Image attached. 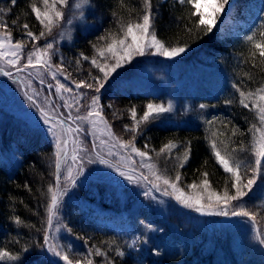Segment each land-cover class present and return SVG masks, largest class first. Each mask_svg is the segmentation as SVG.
<instances>
[{
  "label": "trees",
  "instance_id": "1",
  "mask_svg": "<svg viewBox=\"0 0 264 264\" xmlns=\"http://www.w3.org/2000/svg\"><path fill=\"white\" fill-rule=\"evenodd\" d=\"M88 1L92 11H87L86 16L92 22L91 26L87 28L77 26L72 37L67 40L60 38V27L70 15L68 9L72 5V0H69L67 6L58 5L64 12V19L57 20L50 33L39 23L30 9V5L36 3L43 10L40 0H16L14 5L11 0H0V10H5L0 11V24H7V31L11 33L14 43L24 42L22 50L25 54L33 52L37 48L42 50L47 43H52L53 49L48 50L50 59L49 56L44 57L52 68L56 70L57 67L63 65L62 70L57 72L64 76L68 83H77L83 80L94 85L92 89L84 87L87 95L81 98L80 104L84 107L89 106L93 96L99 97V109L101 107V114L109 123L112 133L122 141H130L131 145L147 151L152 159H155L158 171L166 173L173 181L175 180L177 184L185 188L193 184L203 186L202 181L206 178L209 181L208 188L213 193L223 195L227 190L229 195L233 194L235 192V189L232 188L234 176L232 173L225 172L223 166L218 163L211 145L215 141L221 154L226 155L230 163L240 165L241 171L239 172L243 184L253 176V170H250L254 168L248 164L254 162L252 147L253 138L257 134L255 128H262V124L250 96L244 97L245 104H248L249 107L240 103L241 92L255 93L264 87V63L261 62L258 55L252 56V43L239 41L231 48H227L226 43L219 45L217 36L211 33L204 34L201 29L196 27L198 17L191 15V12L195 11L191 6L181 4L178 0H152L153 20L150 33H154L165 47L186 45V50L190 52H195L203 47L206 50L211 47L219 50L226 48L228 52L237 56L238 61L235 68H232V79L223 86V91L221 90L219 96L206 97L204 101L193 103V105L199 103L218 110L217 116L212 118L214 121L208 122L205 126L171 125L165 124L154 115L153 118L142 122L137 128L131 116V109L135 108L136 119L139 120L147 110L148 104L157 105L160 103L159 99L164 100L163 93L126 91L121 86V82L123 79L130 78L131 63L123 64L107 81H104L103 73L91 61L95 58L101 64L115 63L113 56L107 52L105 53L106 59L99 56L97 49L106 47V44L110 42V39L99 38L107 37L110 33L120 38L123 35L122 25L129 22H141L144 12L143 0ZM251 1L233 0L232 4L238 15L250 16L255 21L252 35L255 34L256 39H261L259 33L264 31V5L258 8L256 3L251 4ZM13 20L17 21L15 25L12 23ZM25 23L29 25V30L35 35L38 36L40 31H45V35L38 40L29 38L23 29ZM0 32L4 33L5 29L0 28ZM84 57H88V59H84ZM197 57L198 55L189 62L197 60ZM123 69L125 71L121 73ZM95 78H100V83L104 84L99 92L95 91V87L98 86ZM54 81L57 82L53 78L51 83ZM53 87L55 88L54 83ZM226 101H231V103H226ZM126 125L127 128H125ZM6 131L8 133H5ZM21 138L22 135L17 130L6 125L2 126L0 141L2 145L16 147L18 163L8 166L0 160V249H5L13 255L19 252L21 256L17 261L0 260V264H59L54 263L47 256L44 245V236L47 230V209L52 194L49 192V188H52V192L57 191L58 169L56 168L55 147L47 141L40 143L37 136L32 135L29 144L23 142ZM169 141L173 142L176 147L171 151L161 152V148ZM186 149H190V152L185 161L183 157ZM204 173L208 174L207 177L204 176ZM177 174L180 176L179 181L175 179ZM105 192H107V185L104 182L96 181L84 187L78 186L77 183L73 184L67 191L62 192L61 197L65 203L61 213L67 216V209L72 204L83 206L92 201L98 206V204H102ZM114 201L116 202L117 198ZM244 202L243 209L254 216V219L250 217L249 219L253 222L258 237V233H264V204L252 201H250L251 203ZM117 206L128 209L127 202L117 203ZM102 207L105 206L102 205ZM173 208L180 211L176 202ZM230 210L236 211V209ZM138 215L141 218H136ZM148 215L149 213L145 209L138 208L137 214L133 217L141 222L145 220V217L148 218ZM16 216H19L23 223L17 224L14 220ZM168 220L175 221L174 217H169ZM66 221L67 227L71 229V233L78 240L70 236L69 238H72L71 241L79 243L77 246L82 249V251L72 249L78 253L70 250V257L74 261L91 259L87 258L88 255L86 256V252L83 251L87 245L94 253L93 264H157V262H152V259L143 256L134 257L124 253L120 237L113 232L100 230L94 224L81 227L75 224L69 216L66 217ZM169 226L170 224L167 227ZM224 234L225 237L223 239L217 237L215 243L222 245L224 241L225 244L230 245L229 236ZM203 235L200 246L206 248L205 241L208 236L205 233ZM195 236L200 235L195 233ZM251 237L260 249L256 254L251 253V242L248 241L249 244L246 246L248 249L246 253L244 251L245 257L250 255L247 259L242 258V254V257L238 256L231 246L227 248L216 246L212 238H209L211 249L207 253L206 250L201 252L193 246L194 240L192 239V242L189 241V243H192L190 250L193 251L194 256L189 261L192 263L198 259L199 254L206 253L199 262L203 264H264V250L261 243L259 239V243L255 240L254 234ZM263 237L261 236V238ZM42 245L44 246L42 247ZM25 248L28 249L27 252L23 251ZM97 250L105 255H96ZM79 252L83 254L79 255ZM118 252H122L123 255H118ZM75 254L79 256L76 257Z\"/></svg>",
  "mask_w": 264,
  "mask_h": 264
},
{
  "label": "rangeland",
  "instance_id": "2",
  "mask_svg": "<svg viewBox=\"0 0 264 264\" xmlns=\"http://www.w3.org/2000/svg\"><path fill=\"white\" fill-rule=\"evenodd\" d=\"M77 3L81 4L79 8L75 7ZM232 3L233 0H229L225 11L220 14L213 31L210 32L217 36L219 45L226 43L227 48H231L239 41H248L245 37L252 35L255 27L254 20L250 16L238 15ZM252 3H256L259 8L264 5V0H252ZM87 11H92L89 1L83 3L82 0H72V5L68 9L70 15L60 27L61 39H70L77 26L83 28L91 26L92 22L86 16ZM3 35L4 33L0 32V37ZM11 42L15 44L12 39ZM0 51L10 52L14 49L6 43ZM29 53L25 54L21 50L20 61L14 66L7 63L8 59H12L11 56L0 57V130L4 125L17 130L22 135L21 140L26 144H29L32 135L37 136L40 143L43 141L53 142L55 152H57V137L68 141L66 145H62L63 154L59 158L57 157L60 163V168L57 170V175L60 177V192L67 191L76 183L82 187L96 181L104 182L107 185V192L103 194L102 204H98L99 207L105 206L100 208L101 210L92 201L87 202L89 205L72 204L69 206L66 214L75 224L81 227L94 224L100 230L113 232L120 237L124 253L134 257L143 256L152 259V262H157V264H203L199 260H202L207 251L211 249L209 238H212L215 243L217 237L222 239L225 237L224 233L229 236L230 245L223 241L222 245L215 243L216 246L225 248L231 246L238 256L247 259L250 255L245 257L248 249L246 246L251 242V253H257L260 248L251 237L254 234L255 240L258 242L257 231L249 217L219 215L218 213L224 209V205H215L214 200L208 199V196L213 193L212 190L208 187L205 189L202 185L196 188L182 187L166 173L158 171L155 159H152L149 154L141 157L131 150V146L122 147L126 141H122L112 133L109 123L103 116V121L97 117H91L89 120L76 119L77 116L84 117L93 111L92 103L86 107L80 104L81 98L87 95L85 88H77L74 82L68 83L66 78L57 72L56 81L63 83L66 88L72 89L71 92L64 89L57 91V82H53L55 88L51 83L53 79L51 71L56 70L52 68L50 71L44 66L25 67ZM108 54L112 56L111 53ZM196 55L199 56L196 58L197 60L189 62ZM237 61V56L228 52L226 48L219 50L211 47L206 50L203 47L195 52L186 50L177 57H165L160 55L155 48H146L144 55H133L130 61L122 63V65L131 63V76L128 80L123 79L121 86L127 91L138 89L163 93L164 100L159 99L160 103L157 105L167 108L171 103L172 109L155 116L165 124L205 126L208 122L214 121L212 118L216 117L219 111L206 106L201 108V104L193 105V103L204 101L206 97L219 96L223 91V86L232 79V68H235ZM17 68L20 71H17ZM124 71L125 69L121 73ZM6 73H10V75ZM29 96L33 98L31 101L28 99ZM250 98L252 101L255 99L253 96ZM40 107L65 121L64 125L55 129L56 136L48 132V125L44 124L39 113ZM100 109L99 106L96 108L99 111ZM69 116L71 119L68 118ZM92 120L96 121L95 127L91 123ZM69 126L72 129L82 130L68 132ZM258 136L259 133L255 134L253 141ZM0 147H2L1 142ZM3 147L9 148L6 145ZM15 150L16 148L11 146L8 151H1L0 159H6L8 163L16 162ZM140 151L147 153L145 150ZM74 154L78 157L75 161L72 160ZM101 160L106 163H101ZM253 160L255 161L254 153ZM248 165L255 167L254 162ZM69 169H71V178L65 179ZM120 173H124V175ZM252 175L255 173L253 172ZM128 176H132L133 180L129 181ZM156 176L167 178L170 182L176 183L177 189L182 191L185 196L202 195L201 203L205 205L206 211L197 212L195 208H189L182 204L176 199L179 191H174L170 184L165 185L163 179L157 180ZM245 182L247 183V180ZM242 190L247 195L238 201L231 202L227 208L229 213L233 211L230 209L238 211L243 208L244 201L264 204V174L257 176L256 183L251 190L247 188ZM111 192L117 194L113 195ZM166 192L168 194H165ZM231 195H235V192ZM124 202L128 203L130 210L117 206V203L124 204ZM175 202L178 203L180 211L173 208ZM64 203L65 200L59 195L56 215L53 217L51 228L47 225L46 232L49 233L53 242L60 246L58 250L67 252L70 257V250L82 251V249L77 246L79 243L71 241L72 238L75 240L78 238L68 231L67 216L61 213ZM209 204H213L214 207L207 208ZM138 208L145 209L149 213L148 218L145 217V220L141 222L136 219L141 218L139 215L136 218L133 217L137 214ZM125 212H132V214L127 215ZM107 213L109 217H100ZM169 217H174L175 221H169ZM168 224H170L169 227H167ZM146 225H152V228L149 229ZM195 233L200 236H195ZM203 233L208 236L205 241L206 248L200 246L204 237ZM192 239L194 240L193 246L201 252L206 250V253L199 254L198 259L190 263V258L194 256L193 251L190 250L192 243H189V241L192 242ZM260 245L264 250L263 245ZM45 249L47 256L54 263L65 264L60 257L49 252L46 245ZM83 251L86 252V256H89L87 258H93L94 253L87 245ZM81 254L83 253L79 252V255ZM70 259L72 258L70 257Z\"/></svg>",
  "mask_w": 264,
  "mask_h": 264
},
{
  "label": "snow or ice",
  "instance_id": "3",
  "mask_svg": "<svg viewBox=\"0 0 264 264\" xmlns=\"http://www.w3.org/2000/svg\"><path fill=\"white\" fill-rule=\"evenodd\" d=\"M12 4L14 5L16 3V0H11ZM69 0H40V3L43 5V10L41 7H38L36 3H32L30 5L31 12L35 14V18L39 21L41 25L44 26V28L47 30V32H51L52 28L55 26L57 20H63L64 19V12L60 10L58 5L67 6ZM83 3H87L88 0H82ZM181 4H187L191 6L192 9H195V11L191 12L192 16H197L198 19L196 20V27L201 29V31L204 32V34L210 33L213 31L214 26L216 25L217 19L219 18L220 14L225 11L226 6L229 4V0H179ZM144 4V12L141 17V22L137 23H127L125 25L121 26V32L123 35L120 38H117L115 34H109L107 37H100L99 39H105L109 40L106 44V47H101L97 49V52L100 57H105V53H111L113 58L115 59V63L113 64H101L97 62V59L93 58L91 63L95 65L96 68L100 70V72L103 73V80L107 81L109 77L116 72L118 68L122 66L123 62L130 61L133 57V55H144L146 48H155L156 51L165 57H177L184 53L186 51V45L184 46H178V47H165L164 43H162L160 40L157 39L156 35L154 33H150V28L152 27V0H143ZM81 6L80 3H77L75 5L76 8H79ZM5 11V10H0ZM10 11V10H9ZM13 25L17 23L16 20L12 21ZM71 23V21H69ZM7 24H0V28L5 29L4 35L0 37V49L4 48V45L7 43L10 48L14 49V51H0V57H8L11 56L12 59H8L7 63L9 65H16L20 61V52L24 47V42L17 41L15 44H12L11 42V33L7 31ZM23 29L25 30L26 35L33 39L38 40L40 37H43L45 35V31H40L39 35H35L31 30H29V25L27 23L23 24ZM261 39H256L255 34L245 37L246 40L250 41L252 43V56H259L261 58V62L264 63V31H261L259 33ZM150 37V39H149ZM130 38V42H129ZM95 47V45H94ZM53 49L52 43H47L44 47V49H35V51L31 52L27 56V64L25 67L31 66V67H37V66H44L48 68L50 71L52 69V66L48 63L47 60L44 59L45 56H49L48 50ZM35 57V59H33ZM50 59V56H49ZM84 59H88V57H84ZM106 59V57H105ZM63 65H60L57 67L56 71H51V75L53 78H56L57 71L62 70ZM17 71H20L19 68H17ZM7 75H10V73H6ZM96 84L98 85L95 87V91L99 92L101 88L104 87L103 83H100V78H95ZM43 82V81H41ZM76 83V82H74ZM57 91L60 89H64L65 91L71 92V88H66V86L63 83H60L57 81ZM76 87H85L92 89L94 85L92 83H87L83 80L76 83ZM242 99L240 100V103L244 105L245 107H249L248 104H245L244 97L246 96H253L255 97L253 101V107L256 108L259 120L262 125H264V87L257 90L256 93H240ZM28 99L31 101L33 98L31 96L28 97ZM98 100L99 97L93 96L92 97V105H93V111H90L86 116L80 117L77 116L76 119H83V120H89L91 117H97L101 121H103V117L101 114V111L96 110L98 107ZM226 103H231V101H226ZM201 108H204L205 105H200ZM172 105L169 103L168 107L165 108L162 105H154V104H148L147 110L144 111L143 115L140 117L139 120L136 119V110L135 108L131 109V116L133 121H135V127H139V125L142 122H147L150 118H153L154 115H158L159 113L171 111ZM39 113L43 118V122L45 125H48V132L51 133L53 136H56V131L58 126L64 125L65 121L61 120L58 116L51 115L48 111H46L43 107L39 108ZM71 119V117H68ZM91 123L93 124V127H95L96 121L92 120ZM128 126L126 125L125 128ZM255 127V126H254ZM82 129H72L71 126L67 128L68 132L72 131H80ZM255 131L259 133L258 138H256L253 141V147L252 152L255 155V167L253 169V172L255 175H253L251 178L247 180L246 184L242 183V178L239 172L240 165L237 163L235 166L230 163V160L226 158V155H222L220 150L217 148L216 142L213 141L212 143V149L213 153L215 155L216 160L220 165L223 166V169L225 172L232 173L234 176V182L232 183V188L235 189V195H229L228 191L226 190L223 195L212 193L208 196V199L210 201L214 200L215 205H224V209L221 210L218 214L221 216H245L250 217L254 219V216H252L251 213L244 210L243 208H240L238 211H232L229 213L227 210L228 205L231 204L233 201H238L240 198L247 195L245 191H243V188H247L249 190L252 189L253 185L256 183V178L258 175L264 174V128H255ZM68 143L67 140H61L59 137H57L56 141V147L57 152L56 156L59 158L63 152H62V145H66ZM103 143V141H102ZM131 146V150L135 152L137 155L141 157H145L148 155V153L140 151L139 149L135 148L133 145H131V142H126L122 144V147H129ZM176 145L169 141V143L165 144L163 148H161V152L171 151V149L175 148ZM190 152V149L185 150V155L183 159L186 161L188 159V153ZM77 155L74 154L72 156V160L75 161L77 159ZM101 163H106V161L101 160ZM82 167V166H81ZM151 167V166H149ZM56 168H60L59 159L56 161ZM121 175H124V173H120ZM207 173H204V176L207 177ZM71 178V169L68 171L67 177L65 179ZM127 179L129 181L133 180L132 176H128ZM157 180L163 179V183L165 185H169L172 187L174 191H179L176 187V183L170 182L167 178H162L160 176H156ZM176 181L180 180L179 174L175 177ZM57 192H52V188H49V192H51V200L50 204L48 206L47 212H48V218H47V225L49 228L52 226V220L53 217L56 215V209L59 205V195H62V192L59 190V180L60 177L57 175ZM75 181L73 180V183ZM202 184L205 189L209 186V181L205 178L202 181ZM192 188H196L197 186L195 184L190 185ZM165 194H168L167 192ZM145 195L147 196L148 193L146 192ZM202 195H197L195 197H188L185 196V194L182 191H179V195L176 196V199L180 201L182 204L189 208H195L197 212H204L206 211L205 205L201 203ZM214 207L213 204L207 205V208ZM14 220L17 224L23 223L21 218L19 216L14 217ZM147 228L151 229L152 225H146ZM70 232L71 229H68ZM261 236H264V233H258V239L259 242L264 245V238H261ZM139 239V238H138ZM44 245L47 246V249L49 252H51L53 255L60 257L65 264H93L92 259H86L84 261L76 260L75 262L70 259L67 252H61L59 249V245L54 243L52 238L50 237L48 232H45L44 236ZM42 245V247L44 246ZM24 252H27L28 249L25 248L23 250ZM96 255L103 256L105 253L97 250ZM158 254V253H157ZM118 255H123L122 252H118ZM21 253H16L13 255L11 252L0 249V260H10V261H17L20 259Z\"/></svg>",
  "mask_w": 264,
  "mask_h": 264
}]
</instances>
